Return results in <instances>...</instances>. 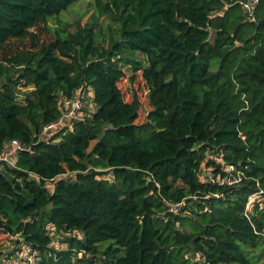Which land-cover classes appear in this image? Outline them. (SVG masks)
<instances>
[{
  "label": "trees",
  "instance_id": "trees-1",
  "mask_svg": "<svg viewBox=\"0 0 264 264\" xmlns=\"http://www.w3.org/2000/svg\"><path fill=\"white\" fill-rule=\"evenodd\" d=\"M79 1L0 0V153L23 148L0 165V233L35 264H264V0H90L93 23L39 34ZM224 165L238 185L201 180Z\"/></svg>",
  "mask_w": 264,
  "mask_h": 264
},
{
  "label": "rangeland",
  "instance_id": "rangeland-1",
  "mask_svg": "<svg viewBox=\"0 0 264 264\" xmlns=\"http://www.w3.org/2000/svg\"><path fill=\"white\" fill-rule=\"evenodd\" d=\"M94 8L92 2L90 0H83L79 1L78 4L73 5L67 11L62 13L59 19H50L47 22V26L43 27L40 31V35L45 32L46 27L54 33L55 29H58L59 26L57 25V21H61L63 23L69 24V31L72 32L75 30L76 23H80V25H85L87 22L93 23L94 22ZM99 30L103 32L102 36H108V26H111V29H116V24L109 19L107 16L102 18H97ZM48 37V36H46ZM217 65L212 64L211 70L215 71ZM130 74L127 73L125 78H123L118 87L121 90L123 98L125 101H131L133 95H136L139 102H140V109H139V117L136 121V124H141L144 122L147 113L150 111L151 107L147 98V87L145 86L144 82L142 81L140 74L136 76V79L133 83L129 81ZM87 110H91V107L86 108ZM96 140L90 143L89 150L94 146ZM15 245H13V239L10 237L0 233V252L2 253L0 260H3L4 264H22L25 257V251L21 254L16 256V252L14 251ZM15 253L12 259H6L7 253ZM259 254L258 251H255V255Z\"/></svg>",
  "mask_w": 264,
  "mask_h": 264
},
{
  "label": "built area",
  "instance_id": "built-area-1",
  "mask_svg": "<svg viewBox=\"0 0 264 264\" xmlns=\"http://www.w3.org/2000/svg\"><path fill=\"white\" fill-rule=\"evenodd\" d=\"M257 3L256 0H251L246 4H243V11L245 14L251 16L253 11V6ZM64 106L67 109L65 114L61 119H59L57 122L45 126L43 128L44 133H49L51 130H53L55 127L60 126L65 120L77 117L81 111V109L84 106V101L82 97L75 96L73 98L67 99L64 101ZM23 150L22 146L17 141H12L9 146L6 147L4 152L0 153V165L3 163L11 164L15 155ZM217 161V160H216ZM219 162L223 165V162L219 160ZM244 174L241 170H237L234 168V166H222L220 169V173L214 174V169L209 167L205 168L201 171L200 178L203 182L211 185H218V186H234L238 185L243 178ZM261 195H263V191L259 190L255 192L254 194H251L247 198V202L245 205L246 210L248 211L250 207H252L254 201L256 199H260ZM218 197L217 195H214ZM208 198V197H207ZM184 206V201L178 204L169 205V212L177 214L180 210V208ZM17 249V248H16ZM23 251H25V257L22 264H35L36 263V254L31 250L30 247H20V250H15L16 256L21 254ZM15 255V253H14Z\"/></svg>",
  "mask_w": 264,
  "mask_h": 264
}]
</instances>
